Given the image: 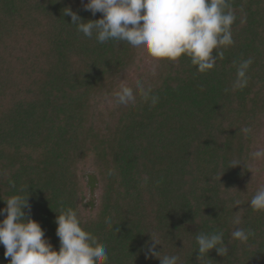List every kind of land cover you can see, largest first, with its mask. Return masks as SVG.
Here are the masks:
<instances>
[{
    "label": "trees",
    "instance_id": "1",
    "mask_svg": "<svg viewBox=\"0 0 264 264\" xmlns=\"http://www.w3.org/2000/svg\"><path fill=\"white\" fill-rule=\"evenodd\" d=\"M86 3L0 0V209L14 194L28 197L26 215L58 251L55 221L71 207L108 264H160L145 256L151 234L161 256L199 264L196 235L213 231L224 233L228 254L213 249L201 264H264V211L250 207L264 158H249L264 150V0H230L235 43L206 73L186 56L147 65L148 54L126 42L85 37L64 12L102 18ZM248 58L247 87L226 93ZM137 80L159 96L155 106L139 95L132 106L116 102ZM236 227L255 234L241 243L231 238ZM5 250L0 264L10 262Z\"/></svg>",
    "mask_w": 264,
    "mask_h": 264
},
{
    "label": "clouds",
    "instance_id": "2",
    "mask_svg": "<svg viewBox=\"0 0 264 264\" xmlns=\"http://www.w3.org/2000/svg\"><path fill=\"white\" fill-rule=\"evenodd\" d=\"M85 10L93 16L101 13L98 20H83L71 8H65V15L71 16V24L85 37L93 38L104 44L110 40L126 42L132 48L146 52L157 61H177L186 56L200 73L216 67L226 49L235 41L232 25L236 15L231 9L230 0H87ZM216 55H213V53ZM252 58L241 60L236 68V79L225 92L242 90L248 85V71ZM151 75L155 76V68ZM155 106L159 96L144 80H137L135 88L122 85L115 94L116 102L124 107L135 105L137 96ZM245 137L253 133V128L240 129ZM253 161L264 158V150L249 153ZM233 160L232 166L240 165ZM109 170L108 175H113ZM6 201V208L0 209V244L5 247L4 256L10 258L9 264H108L109 255L105 245L98 242L91 232L86 231L76 210L71 207L61 209L55 223L56 235L60 241L58 251L45 238V230L39 222L26 215L29 207L28 197L14 194ZM235 206L240 205L236 200ZM254 211H264V187L258 188L250 200ZM233 224L240 225L239 216ZM106 223L111 227L110 220ZM255 233L252 229L236 227L231 238L247 243ZM222 231L198 232V260L201 264L205 255L215 249L219 255L228 254ZM162 245L151 234V242L145 245L146 258H158L160 264H179L178 255L161 256L157 246Z\"/></svg>",
    "mask_w": 264,
    "mask_h": 264
},
{
    "label": "rangeland",
    "instance_id": "3",
    "mask_svg": "<svg viewBox=\"0 0 264 264\" xmlns=\"http://www.w3.org/2000/svg\"><path fill=\"white\" fill-rule=\"evenodd\" d=\"M152 60L153 58L150 57L149 55H147L145 58H144V63L149 65L150 63H152ZM86 173H89L90 174V170L87 171ZM99 194V188L95 187V188H92L91 191L88 190V193H87V198H86V202L89 204V203H96L97 202V196Z\"/></svg>",
    "mask_w": 264,
    "mask_h": 264
}]
</instances>
